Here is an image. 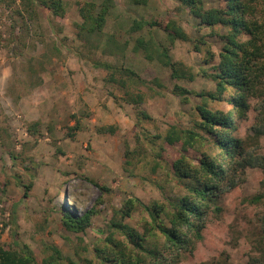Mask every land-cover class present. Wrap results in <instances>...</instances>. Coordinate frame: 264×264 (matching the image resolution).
Returning <instances> with one entry per match:
<instances>
[{
    "label": "rangeland",
    "instance_id": "rangeland-1",
    "mask_svg": "<svg viewBox=\"0 0 264 264\" xmlns=\"http://www.w3.org/2000/svg\"><path fill=\"white\" fill-rule=\"evenodd\" d=\"M79 1L64 0V17L38 7L30 18L20 0H0V242L18 247L28 244L38 260L49 254L47 244L54 243L78 264L84 259L97 264L94 245L101 242V230L107 229L114 210L128 196L147 204L166 202L160 185L166 195L183 191L171 174L176 157L186 155L198 163L203 153H219L200 126L197 107L203 104V97L197 92L216 90L215 81L203 70L210 73L218 62L225 43L222 35L228 29L222 25L200 28L199 21L178 0H149L146 5L114 0L103 43L94 49L78 36L77 24L82 21ZM82 1L100 4L103 0ZM260 1L256 17L263 24L264 37V0ZM205 2L217 6L219 0ZM168 18L184 28L187 40L169 41L162 26ZM135 19L157 20L158 24L133 31ZM111 36L127 42V49L104 52ZM137 38L148 42L152 59L146 57L145 50L134 49ZM166 49L173 61L182 62L195 74L193 80L172 76V68L160 59ZM263 52L259 60L264 64ZM98 61L129 67L147 83H128L123 88L106 79L108 71L98 67ZM258 79L262 95L250 98L247 115L236 120L237 129L232 133L253 153H264V134L252 129L264 97V69ZM176 85L195 92L176 94ZM127 90L144 94L140 109L150 114V120H138V109L124 101ZM227 97L226 91L222 100L209 98L208 106L226 112L231 107ZM34 122H39L38 134L28 130ZM77 124L79 129L69 136V129ZM109 125L116 127L115 134L100 130ZM171 126H176L181 136L173 145L162 137L156 138L155 144L145 138V131L164 136ZM185 130L197 135L194 145L187 148L183 146ZM127 146L131 151L128 156ZM156 152L160 153L157 160ZM235 178L237 185L220 200V212L208 215L204 239L178 264L262 260L264 169L248 167ZM258 196L259 202L252 201ZM64 210H93L92 225L78 233L62 229ZM147 219L148 214L138 207L125 221L145 233Z\"/></svg>",
    "mask_w": 264,
    "mask_h": 264
},
{
    "label": "trees",
    "instance_id": "trees-1",
    "mask_svg": "<svg viewBox=\"0 0 264 264\" xmlns=\"http://www.w3.org/2000/svg\"><path fill=\"white\" fill-rule=\"evenodd\" d=\"M148 1L132 0L134 4L142 5H146ZM178 1L199 21L200 28L222 25L228 29L227 33L222 35L225 43L219 52L218 62L211 66L210 73L203 70L206 76L215 81L216 90L197 92L203 97V104L197 107L202 118L200 126L210 136L212 143L219 148V153L215 156L203 153L198 163L191 162L186 155L176 157L171 165V174L182 186L183 191L166 195V189L160 185L166 196V202L156 200L147 204L140 198L128 196L123 204L114 210L107 223V229L101 230L103 234L101 242L94 245L97 264H178L188 254H192L197 244L204 239L208 215L210 212H220L222 196L238 183L235 178L236 173L248 167L264 169V153H253L240 138L232 133L237 129L236 120H242L247 115L250 98L262 95L258 91V82H260L258 78L264 69L263 62L259 60L261 51L264 50L263 24L256 17L262 2L260 0H219L217 6H207L205 0ZM20 6L30 18L37 13L38 7L49 10L54 16L64 17L67 12L64 0H20ZM78 6L82 18V21L77 24L79 38L94 49L101 47L107 17L114 6V0H103L100 4L95 1L80 0ZM262 10L264 12V6ZM18 13L22 14L21 9ZM156 24H158L157 20L150 22L135 19L131 30L139 31L144 26ZM162 26L171 43H174L176 39L189 38L184 28L174 19L168 18ZM244 35L247 36L245 40L242 39ZM127 47V42H119L111 36L106 40L103 51L109 54L122 53ZM134 49H143L148 59L153 58L148 52L149 44L144 38H137ZM210 54L212 58L211 51ZM160 59L172 68L174 78L194 79L195 74L182 62L173 61L167 49L162 52ZM95 64L108 71L106 77L108 81L123 88H126L128 83L134 85L147 83L137 71L129 67L101 61ZM226 91L228 97L225 100L231 105L228 111L208 106L209 98L222 100ZM174 92L185 95L195 91L176 85ZM124 101L138 109V120L152 118L145 110L140 109L145 101L141 91L127 90ZM257 110L256 122L252 125V129L257 134H264V97L257 106ZM38 125L39 122H34L28 130L38 134ZM78 129L79 124L71 127L69 129L71 131L67 134L74 136ZM100 130L112 134L117 132L114 125L104 126ZM183 132L184 148H187V145L193 146L197 139L196 133L192 130ZM179 133L176 126H171L164 136L148 135L146 131L144 132L145 138L151 143L155 144L156 138L162 137L170 145L181 138ZM130 153L127 146L126 156ZM154 155L157 160L160 153L156 152ZM96 184L101 189L107 190L104 185ZM27 186L31 188V184ZM260 200L261 197L258 196L252 201ZM138 207L148 214L145 233L139 232L125 221ZM92 218L93 210H87L84 213L64 210L61 227L69 232H85L92 225ZM47 249L49 254L42 260H38L28 244L18 247L14 244L3 245L0 242V264H78L65 256L54 243H48ZM83 261L84 263L81 264H92L89 259ZM201 264L216 263L207 261ZM251 264H264V252L262 260L256 258Z\"/></svg>",
    "mask_w": 264,
    "mask_h": 264
}]
</instances>
